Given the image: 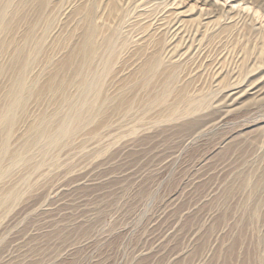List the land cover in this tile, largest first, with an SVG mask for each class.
Masks as SVG:
<instances>
[{"label":"rangeland","instance_id":"obj_1","mask_svg":"<svg viewBox=\"0 0 264 264\" xmlns=\"http://www.w3.org/2000/svg\"><path fill=\"white\" fill-rule=\"evenodd\" d=\"M203 1L178 0L192 14L182 39L167 29L174 0H90L99 42L112 44L84 94L62 70L80 63L83 0L12 1L0 110L17 52L45 42L28 70L35 92L7 134L24 158L2 160L0 264H264V0H213L236 10L232 23L216 12L217 25H205ZM184 45L191 58L170 64ZM56 74L67 92L48 90ZM234 87L239 100L224 97ZM67 116L75 126L54 145L31 130Z\"/></svg>","mask_w":264,"mask_h":264},{"label":"bare ground","instance_id":"obj_2","mask_svg":"<svg viewBox=\"0 0 264 264\" xmlns=\"http://www.w3.org/2000/svg\"><path fill=\"white\" fill-rule=\"evenodd\" d=\"M12 1L13 0H5V1H3L4 3H2L0 5V7H1L0 8V34L5 32L9 28L10 22H9V20H7V17H8V12H9V9L11 6L10 4L12 3ZM174 2H178V0H174ZM82 3L84 4L83 5L84 8L87 7L86 12H85V10H84V12H80L78 15V18H79V16L87 18L89 25L87 26V29L84 31L83 36L81 37L82 41L79 44V47L77 48V51H76L78 58H80V63L75 64V63L69 62L67 65H65V66L63 65V67H62L63 68L62 70L67 69V71H70V72L72 70L74 78L78 81V85H77L78 87L77 88H79L80 94L88 93L91 90H95L94 83L90 79V77L93 76L92 74H95V70L92 69L93 61H94L95 57L99 54V52L101 50V46H105L104 44H106V46H107L106 48L110 49V46L112 44L111 36H110V39L108 37L106 39H103V41H100L102 43V45L99 42L98 31L96 30V28L94 27V25L92 23L93 16H94V7H95L94 3L91 2V4H90V0H83ZM178 3H180L179 7H176L175 11L171 12L167 16L168 22L166 21L167 22L166 24L168 26L167 29L169 28V30L174 34L175 38H178V37L185 38L186 30H187V26H188V25H186L185 22H187L186 19L190 18L192 16V14L190 13V11H188L185 8L186 6L184 4H182L181 2H178ZM203 5L208 6V8H204V7L199 8L200 14L202 15V17H204V21L207 22V23H205V25L210 23V21L216 22V25H217V21H215L216 15L214 16V14L216 12H218V13L221 12L222 14L227 13L228 15H230V17H229L230 23L234 22L235 19L237 20L236 10L234 8L225 7L224 5H220L216 1H213V0H205V1H203ZM210 7L214 8L215 10L213 11ZM76 20H77V18H76ZM217 20H219V19H217ZM162 24H163V22H162ZM216 25H214V26L217 28L218 26H216ZM164 26H165V24L162 25V29ZM213 31H214V28H212V29L209 28V29L204 30L202 35H201V39L207 37ZM30 39L31 40L33 39V34L31 31L28 33V35H26L25 43H28L30 41ZM44 42H45V38L42 36L37 41L35 39V44H33L34 47L31 49V52L29 51L27 53V52H25V50L23 48L17 52L18 55L16 58H17V61L20 62L19 63L20 68H19L18 73L15 75V77L12 81V85H11L10 89L7 91V93L5 95V98L8 99V101H7L8 103H6L4 108L0 110V130H2V129L6 130L5 131L6 132V138H3L2 143L0 145V174H2V175L6 174L8 171V169L3 167V165H2V160L5 157L9 158L12 165H14L15 163L21 162L23 160L22 158H24V157H22L24 155L21 153H19V154L14 153L13 154V153L9 152V147H8V143H7V136L9 135L8 132L13 127V124L15 122L14 119L16 117V112L20 109L25 108L28 96L31 94H34V92H35L33 90L37 84V80L36 79L31 80L28 77V73H29L28 70L30 69V66L32 65V63L36 60V57L38 54L35 55V53H40L42 51ZM175 49H177L176 46H175ZM193 50H194V48L192 47V45H190V46L184 45L183 47H180V50H175V52L170 55V59H171L170 64H174V65L184 64L187 60H189L191 58L192 54L194 53ZM32 53H33V55H32ZM22 56H23V58H21ZM20 59H21V61H20ZM156 62L154 61L155 64L150 63L147 66H145L144 71L146 73H149V72H153L154 70H156L158 67ZM157 63H159V62H157ZM158 65H161V62ZM171 70H174V69L172 68ZM62 72H64V71H62ZM168 73H166V74H168ZM168 77H169V75H168ZM172 77H173V75H172ZM166 83H167V81H166ZM68 85H69V83L67 82L65 77L64 78L62 77L59 79L57 74H56V76L49 81L48 90L51 93L56 94L60 91H65V89L68 87ZM169 85H170V83H169ZM93 86H94V88H93ZM238 90H239L238 88L234 87V88L226 91V94H224V97L227 96V97L233 98L234 100H239L238 98L241 97L240 93L242 92V90H239V91ZM251 90H254V88H252ZM65 92H67V91H65ZM228 92H230V93L227 94ZM158 93H160V92H158ZM184 99H185V97H184ZM72 121H71V118L69 116H67L65 119L60 121L57 124V126H55L54 129H50L49 125L51 124V121L44 120L41 122V124L37 128L35 126L31 130H34L35 132L37 131V134L39 133L38 139L44 138L47 140L48 144L54 145L55 143H57L59 137L65 135V134H68V133H70L71 130H73L75 125L73 124ZM30 145H32V144H30ZM28 148H29V144H28V147H26V149H28Z\"/></svg>","mask_w":264,"mask_h":264}]
</instances>
